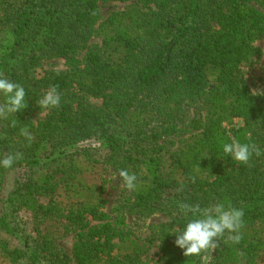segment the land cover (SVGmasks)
Wrapping results in <instances>:
<instances>
[{"label": "trees", "instance_id": "trees-1", "mask_svg": "<svg viewBox=\"0 0 264 264\" xmlns=\"http://www.w3.org/2000/svg\"><path fill=\"white\" fill-rule=\"evenodd\" d=\"M109 1L132 0H0V72L27 100L0 119V159L23 153L0 166V264H264V87L246 80L264 57V0H134L101 21ZM51 59L65 68H43ZM50 86L60 106L35 123ZM187 124L178 150L162 143ZM232 140L258 145L252 167L223 152ZM110 168L137 186L109 210ZM217 202L243 209L240 243L225 233L184 256L178 204ZM155 213L169 221L141 236ZM70 232L72 254L58 243Z\"/></svg>", "mask_w": 264, "mask_h": 264}, {"label": "clouds", "instance_id": "clouds-1", "mask_svg": "<svg viewBox=\"0 0 264 264\" xmlns=\"http://www.w3.org/2000/svg\"><path fill=\"white\" fill-rule=\"evenodd\" d=\"M258 92H253L256 95ZM0 94L5 98L0 103V119H7L10 114H16L27 107L26 92L24 87L17 82L9 80L0 72ZM262 94V93H260ZM61 103V96L56 86L44 93L38 101V105L43 109L58 108ZM15 127V121L12 122ZM21 135L30 143L34 137L28 132L27 128H21ZM223 152L230 156L239 164L252 167L251 158L253 155L259 157L262 152L256 143L241 142L232 140L230 143L223 144ZM23 158V153H6L0 159V166L11 168L16 161ZM122 179L123 186L129 190H134L137 186V176L126 169L118 172ZM195 182V176L189 178ZM179 191V189H178ZM179 211L184 217H189L184 230L177 234L175 244L184 250L183 255L199 256L202 253L210 254L218 247V240L225 237V243L232 242L239 244L242 239L241 229L244 227V211L224 202H217L207 207L199 204L192 205L186 203L178 204Z\"/></svg>", "mask_w": 264, "mask_h": 264}, {"label": "rangeland", "instance_id": "rangeland-1", "mask_svg": "<svg viewBox=\"0 0 264 264\" xmlns=\"http://www.w3.org/2000/svg\"><path fill=\"white\" fill-rule=\"evenodd\" d=\"M134 3V0L132 1H109V2H101V12H102V19L101 21H104L107 19L112 13L117 12V11H122L126 9L128 6ZM100 21V22H101ZM92 44H100L101 43V37L98 35H95L91 39ZM256 45L260 46L263 51H264V40H258L256 41ZM43 68L45 69H64V60L63 59H51V60H46L43 63ZM246 80L251 86L252 90L254 92H260L263 87H264V57H262L260 60L255 61L252 63L246 73ZM93 103L100 104L101 100H92ZM202 104L200 103L199 105L195 106L193 108V115H196L197 110L199 107H201ZM47 112V109H43V111L36 113L33 116V120L35 123H38L41 119L44 118L45 114ZM242 122L237 120L236 124L239 125ZM191 134V127L189 124L185 125L184 129L171 137H165L162 140V143L167 144L172 150H178L183 141ZM14 176H11V179L9 180L7 189H9L13 183ZM108 190L106 193V198L108 200V209L110 210L111 207L119 202V199L121 198V194L123 191V183L122 179L118 176V172L110 168L109 174H108ZM43 202H47L46 197H42ZM134 221V217L128 218V223ZM169 221V217L163 213H155L152 215L150 218L147 219V228L146 230L142 233L141 236L147 237L149 235H152L155 233L158 228ZM76 241V236L74 232H70L68 235L65 237L61 238L58 240L59 245L64 248L69 254H72V249L73 245ZM157 251V246H155L149 256H147L148 259L152 258L154 254ZM75 264V263H73Z\"/></svg>", "mask_w": 264, "mask_h": 264}]
</instances>
